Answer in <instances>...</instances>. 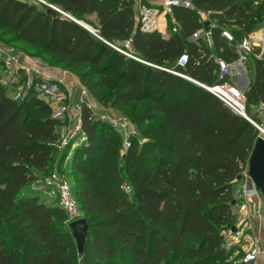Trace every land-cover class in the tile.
<instances>
[{
  "label": "trees",
  "instance_id": "trees-1",
  "mask_svg": "<svg viewBox=\"0 0 264 264\" xmlns=\"http://www.w3.org/2000/svg\"><path fill=\"white\" fill-rule=\"evenodd\" d=\"M43 1L76 20L95 14L101 39L59 12L48 15L37 0H0V38L71 71L102 105L133 108L128 117L144 126L143 137L129 135L124 150L121 132L82 104L87 140L76 146L69 169L59 170L88 224L79 253L65 211L29 190L48 170L60 121L44 100L31 93L14 99L0 82V264H162L168 258L232 264L224 242V231L236 225L232 187L243 177L257 131L210 92L165 69L206 85L229 82L214 58L238 59L237 43L264 27V0H189L193 8L172 9L179 31L168 37L136 28L133 0ZM181 30L187 37L199 30L209 35L189 43ZM130 36L137 60L107 44ZM183 54L187 63L177 67ZM251 60L248 109L264 102V59Z\"/></svg>",
  "mask_w": 264,
  "mask_h": 264
},
{
  "label": "built area",
  "instance_id": "built-area-1",
  "mask_svg": "<svg viewBox=\"0 0 264 264\" xmlns=\"http://www.w3.org/2000/svg\"><path fill=\"white\" fill-rule=\"evenodd\" d=\"M37 1L46 6L50 5L59 10L61 14L68 16L55 5L43 0ZM174 7L193 8V5L189 0H139L137 4L133 6L136 28L144 33H159L162 37H168L171 33L178 32V24L172 17V9ZM200 15L204 19L208 17L207 14L202 12ZM68 17L71 18L70 16ZM205 35L208 37L209 33L205 32ZM222 36L226 37L228 40L233 39L232 35L226 30L222 31ZM107 44L125 57L135 60L138 59L137 55L134 53L133 39L131 36L114 43L107 42ZM255 47L259 48L258 53H254ZM236 52L238 54V59L231 63H226L217 57L214 58L220 70V78L229 74L231 69L245 65L250 57L264 59V27L242 38L236 45ZM20 55V51H18L14 45L7 44L0 38V68L3 70V75L0 76V82L8 88L10 96L14 99H20L27 93H31L48 103L52 108L53 116L59 118L58 120L60 121L67 119L68 116L71 117L70 112L73 110V116H75V119L73 120L74 123L69 131H67L66 135L74 137L79 134L81 141H86L87 137L81 129V107L83 101H80L78 104L65 103L66 97L62 91V84L65 85L63 78H59L53 74H44L39 70L36 71L37 69L31 70L29 67H26V65L20 64ZM186 63L187 55L183 54L178 58L176 66L184 67ZM21 69L28 74L31 71H35L37 76L34 75V77H27L26 80H17L14 75L20 72ZM165 70L180 77L192 80L179 70ZM234 75L238 74L235 73ZM196 83L217 97L233 112L246 119L256 129L257 138L264 139V102L251 106L248 109L244 90L240 89L235 84L229 82L216 83L213 85H206L199 82ZM80 93L82 97H88L89 95L87 89L83 86L80 89ZM88 106L89 109L92 107H98L92 100H90ZM70 119L71 118H69V120ZM109 123L114 128L124 131L125 138L123 139L122 147L123 149H127L130 145L128 140L130 134L128 133L133 132L132 122L124 117L117 116L115 118L110 117ZM126 133L128 135H126ZM242 178L247 181L241 185L236 196L237 199L243 198L246 202L247 197L259 194L260 192L252 180L247 176V168L244 171ZM242 178L240 180H242ZM52 184L54 186L53 193L56 194L58 203L65 211L68 221L79 219L80 211L78 202L65 175L58 171L49 173L43 183V187L48 188ZM123 189L126 193H131L132 186L129 182H125L123 184ZM234 227L235 230L230 227L224 231L226 250L232 252L230 259H236L240 264H264V236L250 237L248 249L244 251L241 248L243 243L242 239L245 236L244 228L239 225H235ZM262 232L264 233V231ZM241 250L243 252L242 255H240Z\"/></svg>",
  "mask_w": 264,
  "mask_h": 264
},
{
  "label": "rangeland",
  "instance_id": "rangeland-1",
  "mask_svg": "<svg viewBox=\"0 0 264 264\" xmlns=\"http://www.w3.org/2000/svg\"><path fill=\"white\" fill-rule=\"evenodd\" d=\"M34 1H36V0H34ZM138 1L139 0H133V6H135V4H137ZM259 1H263V0H259ZM64 16H66V15H64ZM68 16H70V15H68ZM68 16H66V17H68ZM77 21H80V20H77ZM80 22H84L85 24H87L88 26L93 28L95 33L98 34L97 26L93 24L92 19L87 17V18H84L83 21L81 20ZM261 23H263V25H264V17L261 20ZM232 29H234V28L233 27H229V29L227 28V30H229V31H231ZM205 38H206V36L204 35L203 31L199 30V31H197L196 37L192 42H195L197 39L204 40ZM14 46L17 48L18 51H20V53H22V57L28 56L32 59H37V57H38V58H40L41 61H45L46 63H40L41 66L38 67L39 70H44V69L50 70V69H54V68L58 69V67H59L57 64H55L53 62L52 63L48 62L47 59L45 60L41 56L33 55L35 53L31 54L28 51H25V50L19 48L17 45H14ZM36 62H39L38 59L36 60ZM20 64H22V63L20 62ZM245 66H246L247 76L252 78V76H253V72H252L253 63H252L251 57L246 62ZM26 67H29L31 70L32 69L36 70L33 66H27L26 65ZM61 68L63 69V71H61V72L59 71V72L63 76V81L65 83V85L62 84V91L66 97L65 103L78 104V103H80V101H83L82 104H84L85 106H87L89 108L88 104L90 103V100H92L98 106L97 107L98 109L95 107H92L90 109L94 110L93 111L94 118L100 120L101 122L104 121V122L108 123L110 117L115 118L117 116H121V117H124V118L130 120L128 116L133 111V108H130L128 110H123L121 112L116 111L115 109H112L109 106H104L101 103H99L95 98H93L91 96V94L89 93L88 90H87L88 94H89L88 97H82L81 93H80V89L83 85H81L80 81L78 80V77H76L75 74L72 73L71 71H68V70L64 69L63 67H61ZM36 71H38V70H36ZM1 75H3V70L0 68V76ZM34 75L37 76L35 71H31L28 74L26 71L21 69V71L16 73L14 76L17 80H24V79L26 80L27 77H34ZM227 76H228L229 82H231L233 84H237L236 82L240 79V74L239 75L227 74ZM83 87H85V86H83ZM105 92L107 95L112 96L113 89L112 88L108 89ZM143 105H144V103H142L139 106L140 111L143 110ZM73 115H74V111L72 110L70 112L71 117L68 116L67 119H64L62 121L59 120L60 123L56 129V135H57L56 148L52 151V157H51V160L49 161L50 164L48 163V170L45 172L44 176H41V177L39 176L38 181H36L34 183V185L30 186V188H29L30 194H32V195L36 194L40 201L45 202V203H51V204H54V205L59 206V207H60L59 203L56 202L57 196L55 193H53V189H54L53 184L51 186H49L48 188H45V187H43V183H44V181H45V179L49 173L54 172V171L60 172L59 170H61V169H63V170L69 169V167L71 165V161H72V156H73V153H74L76 146L86 142V141H83V142L81 141V139L79 138L80 137L79 134H77V136H74V137L66 135L67 131H69V129L71 128V126L74 123L73 120L75 119V116H73ZM54 118L59 119L57 117H54ZM69 118H71L72 120L71 119L69 120ZM143 128H144V126L143 127H137L135 124H133V126H132L133 132L132 133L130 132L128 134H130V137L135 135L139 138H142L143 137L142 136ZM118 130L121 132L123 139H124L125 138L124 131L121 129H118ZM128 134L126 133V135H128ZM123 141H122V145H123ZM66 179H67V177H66ZM67 182H68V184L72 190L71 184H70L68 179H67ZM247 199L248 198H246V200ZM241 200L242 201L244 200V203H245V199L240 198V199H238V201L234 200V204H232L233 215H234L237 222H240L241 220H243L242 217L240 220V216H239L240 210L237 209V212H236V209H235V205H237L238 202L241 204ZM236 214H238V219H237ZM70 222L71 221H69V223ZM237 222H236V225H238ZM245 233H246V231H245ZM247 249H245V250H247ZM241 252H242V250H241ZM232 261H233L232 264H239V261H237L236 259H233ZM162 264H177V261L171 262V259L168 258Z\"/></svg>",
  "mask_w": 264,
  "mask_h": 264
},
{
  "label": "crops",
  "instance_id": "crops-1",
  "mask_svg": "<svg viewBox=\"0 0 264 264\" xmlns=\"http://www.w3.org/2000/svg\"><path fill=\"white\" fill-rule=\"evenodd\" d=\"M89 18L92 19L94 25L98 26V20L95 14L89 16ZM20 48L27 51L25 47H23V45L20 46ZM37 59L39 62H36ZM37 59H32L28 56L22 57V53L20 55V62L22 63V65L33 66L35 69L39 70L38 67L41 66L40 63H46V62L41 61L40 58L38 57ZM39 71H41L44 74H53V75L58 76L59 78H63V76L60 73L61 71H63V69L60 66L58 67V69L57 68L50 69V70L44 69V70H39ZM233 73L234 74L237 73L238 75L240 74V79L236 82L237 84L235 85L245 91L247 87L249 86L250 79H251V77L247 76L246 66L241 65L229 71V74H233ZM245 181L247 180L242 178V180L236 181L232 187L234 198L237 201L238 199H237L236 194L238 193L241 185ZM247 198L248 199L245 203H244V200L243 201L241 200V204L238 202L237 205H235L236 212H237V209L240 210V213H239L240 220H241V217L242 219H244L238 222L239 223L238 225L240 227H243L244 231H246L245 236L242 239L243 243L241 245V248L244 251L249 246L248 243H249L250 237L252 236L263 237L264 236V233L262 232L264 231V197L261 193H259L256 195L249 196ZM236 215L238 219V214ZM258 227H260L261 229Z\"/></svg>",
  "mask_w": 264,
  "mask_h": 264
},
{
  "label": "water",
  "instance_id": "water-1",
  "mask_svg": "<svg viewBox=\"0 0 264 264\" xmlns=\"http://www.w3.org/2000/svg\"><path fill=\"white\" fill-rule=\"evenodd\" d=\"M47 10L46 13L50 16H55L56 12H59L56 8L47 5ZM60 13V12H59ZM72 19V18H70ZM74 20V19H72ZM76 23L79 25L83 26L86 28L89 32L94 34L96 37L101 39L98 34H96L94 31L90 30L87 26L83 25L77 20H74ZM205 25H209V21L205 22ZM180 35L182 36L183 40L185 42H192L195 37L196 33L187 37L184 31H180ZM190 80V79H188ZM192 81V80H190ZM195 84L198 85L195 81H192ZM247 176L252 180L256 188L259 190V192L264 195V139L262 138H257L256 142L254 144V147L251 151L250 157L248 159V164H247ZM241 177H237L236 180H240ZM234 204V201L232 202ZM69 227L72 231L73 237L77 243V249L78 252H82V247L85 242L87 233H88V224L86 222L85 218H79L74 221H71L69 223ZM233 230H235V227H232Z\"/></svg>",
  "mask_w": 264,
  "mask_h": 264
},
{
  "label": "bare ground",
  "instance_id": "bare-ground-1",
  "mask_svg": "<svg viewBox=\"0 0 264 264\" xmlns=\"http://www.w3.org/2000/svg\"><path fill=\"white\" fill-rule=\"evenodd\" d=\"M80 22V21H79ZM80 23H82V24H84V25H86L90 30H92V31H94V29L93 28H91L90 26H88L87 24H85L84 22H80Z\"/></svg>",
  "mask_w": 264,
  "mask_h": 264
}]
</instances>
